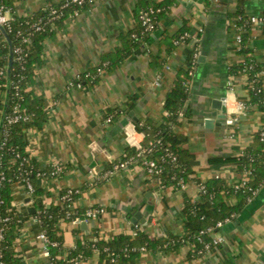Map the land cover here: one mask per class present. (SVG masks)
I'll return each mask as SVG.
<instances>
[{
	"label": "crops",
	"instance_id": "1",
	"mask_svg": "<svg viewBox=\"0 0 264 264\" xmlns=\"http://www.w3.org/2000/svg\"><path fill=\"white\" fill-rule=\"evenodd\" d=\"M62 1L21 0L16 2L15 12L19 17H28ZM140 1L94 0L89 10L44 42V62L36 67L34 84L28 88L44 102L47 111L43 127L26 133L27 152L37 167L43 171L52 169L47 178L37 180L43 188L38 200L48 207L64 206L62 192L77 189L80 196L74 208L105 210L87 221V232L81 229V221H76L77 225L68 221L58 224L64 241L60 258H66L86 238L112 240L137 230L153 239L185 233L184 200H196L200 193L194 181L184 189L163 187L139 165H131L109 178L105 173L113 164L127 160L128 147L142 145L145 136L137 131V122H162L166 95L176 71L187 67L197 41L201 42L206 61L198 65L186 105L192 118L187 121L184 117L176 128L194 156L193 176L201 181L220 177L229 186L237 183L241 176L234 158L254 143L255 134L264 127V113L256 106L235 113L237 103L249 99L247 77H230L229 73L230 67L240 62L234 41L237 29L230 27L228 20L229 13L238 6L237 0H218L213 10L206 9L205 0H183L186 6L177 0L170 20L118 69L104 72L96 86L81 82L83 74L100 64L103 54L121 46L122 34L137 27L134 11ZM244 8L250 19H259L264 14V0H245ZM186 23L191 41L167 52L165 36H174ZM251 48L257 59L264 60V26L260 23L253 24ZM154 57L162 62L161 68L152 64ZM158 76L160 86L155 85ZM79 82L81 87L77 86ZM132 97L135 102L130 106ZM223 98L229 104L219 113L227 114L234 122L230 125L217 118L214 128L207 129L205 120L214 113L213 101ZM117 111L121 115L108 122L110 114ZM58 166L63 167V173L50 176ZM13 196L16 208L30 216L28 209H35L34 198L24 185L16 183ZM229 202L235 204L236 199L229 198ZM136 213L142 215L146 226L131 223ZM40 231V226L30 221L20 228L15 247L20 264L48 263L38 238ZM217 234L226 239L225 243L201 256L190 254L191 247L148 251L134 264H264V185L238 219ZM77 264L103 262L95 252Z\"/></svg>",
	"mask_w": 264,
	"mask_h": 264
},
{
	"label": "trees",
	"instance_id": "2",
	"mask_svg": "<svg viewBox=\"0 0 264 264\" xmlns=\"http://www.w3.org/2000/svg\"><path fill=\"white\" fill-rule=\"evenodd\" d=\"M21 0H0V6L10 10L12 21L8 26L0 28V123L5 109V103L9 90L8 108L3 128L0 131V225L4 226L3 239L0 240V264H20L16 257V240L20 228L28 221L30 216L20 212L14 204L13 186L16 183L25 184L29 179L35 187L34 207L35 215L41 217L43 229L46 231L52 243L50 246L52 264H76L93 256L95 252L100 254L103 264H134L148 251H176L183 247H191L190 254L198 257L204 253L205 242L211 241V234H217L222 228H217L219 222L230 220L233 224L242 212L254 200V191H260L264 185V127L254 136V143L239 153L234 161L237 163V171L245 183L244 187L236 193H231V187L221 178H211L201 181L193 176L194 156L184 145L186 139L176 132V128L182 124L185 117L187 121L192 118L187 109V102L192 94V83L198 68V59L195 53H200V41L194 45L187 67H179L176 71L172 88L168 91L164 103V116L158 125L151 120L139 121L136 129L144 134L142 143L145 149L143 158L157 160L161 168L159 181L163 187H175L182 189L183 185L194 181L196 185H203L199 198L194 200L186 197L184 200L183 216L185 233L183 235H167L163 238H150L146 232L137 230L136 235L121 234L112 240L101 238L80 240L78 247L70 250L66 258H60L64 251V241L59 233L58 224L63 221H90L87 215L89 209L74 208V202L79 198L80 192L73 194L72 201L64 206H46L41 204L38 196L43 193V188L37 182L38 175L50 173V170H41L37 163L27 152L28 142L26 133L30 129H41L47 119V111L44 102L32 90H28L34 84L35 69L44 62L43 44L54 37L64 25L71 20L76 13H84L91 7L90 3L83 6L70 5L66 8L49 6L45 10L28 17H19L15 12V4ZM237 8L228 15L229 26L237 29L234 41L240 44L235 48L240 57V62L229 69L230 77L246 76L249 99L245 104L247 109L256 106L264 113V77L259 76L264 72V60L254 56L251 48L253 24L245 12V0H237ZM218 0H205L207 10H213ZM178 4L177 0H161L157 2L140 1L134 11L137 27L121 35V46L115 51L101 56L100 64L90 68L83 74L81 82L96 86L102 80V74L111 73L118 69L133 52L147 44L151 38L150 32H144L140 23L142 12L154 10L152 15L157 29L171 18V8ZM52 9H59L61 17L52 20ZM50 22L47 25L46 22ZM53 22V24H52ZM52 24V25H51ZM41 25V30L37 29ZM4 31V32H3ZM190 28L186 23L174 36L166 35L167 52H173L180 44L190 42ZM6 35L9 37L8 42ZM5 39V40H4ZM27 39V40H25ZM176 42H179L176 44ZM21 48L22 59H18L13 51ZM13 54V64L8 82V68L10 55ZM27 55V57H24ZM152 64L161 68L162 62L154 57ZM193 72V75H190ZM80 83V82H79ZM135 97L129 100L133 106ZM23 116L19 122L9 124V119L16 113ZM110 114L111 122L121 115ZM24 118H27L24 120ZM125 159H141L139 151L135 147H128ZM171 154V155H169ZM173 157H176L174 160ZM67 191L62 192V196ZM236 199L235 204L229 202V198ZM8 218L5 224L3 220ZM77 225V224H76ZM80 233V230H77ZM202 252V253H201ZM48 261L47 264H51Z\"/></svg>",
	"mask_w": 264,
	"mask_h": 264
},
{
	"label": "built area",
	"instance_id": "3",
	"mask_svg": "<svg viewBox=\"0 0 264 264\" xmlns=\"http://www.w3.org/2000/svg\"><path fill=\"white\" fill-rule=\"evenodd\" d=\"M216 1V0H214ZM87 3H90L91 6L94 4V0H63L59 5H55V6H60V8H66L69 7L70 5H78V6H83ZM155 13L154 10H150V11H145L142 12L141 16H140V23L142 28L144 29V32H150V33H154L157 30L156 24H155V20L153 18V14ZM52 14V20H55L59 17H61L62 12L59 9H52L51 11ZM81 15V13H76L74 16L71 17V20L78 18ZM12 21V17H11V13L10 10H7L5 7L0 6V28L8 26ZM51 22V21H50ZM50 22H46L45 24L47 25ZM252 24H262L264 26V14L262 15L261 18H256L253 17L251 19ZM53 24V22H52ZM51 24V25H52ZM41 25H37V29L41 30ZM203 30L200 29V33H202ZM185 37H189L188 34H185ZM5 40V39H4ZM27 40V39H25ZM191 41V40H190ZM0 42H2V40L0 39ZM179 42H176V44H178ZM240 44V37L238 36V41H237V46ZM200 49V48H199ZM14 55H17L18 59H22V49L21 48H16L13 51ZM200 53H195V59H199ZM24 57H27V55H24ZM190 75H193V72H190ZM259 76L264 77V72H262ZM248 79V78H247ZM155 85L156 86H160L161 85V77L158 76L157 80L155 81ZM78 87H81V83L77 84ZM229 103L226 99V104L225 106H227ZM247 110V105L245 103H237L236 105V112L235 113H241ZM14 112L16 113V115H14L12 118L9 119V124H15L17 122H19L21 119H23V116L18 114V107H15ZM229 117V116H228ZM27 118H24V120H26ZM227 123L232 125V123L234 122V119L232 118H228ZM108 122H111V119H108ZM137 150L139 151L138 156L142 157L141 159H127L126 161H122V162H118L112 165V168L110 170H108L105 173V177L109 178L112 177L113 175H115L116 173L128 168L131 165H139L141 167H143V169L146 171V173L150 176L153 177L155 179H159V175L161 173V168L158 164L157 160H148L143 158V155L145 154V149L143 148L142 145L137 147ZM171 155V154H169ZM174 160H176V157H173ZM64 169L62 166H58L56 167L55 171L52 172L50 174V176H58L61 173H63ZM49 175L47 173H40L38 175L39 178H47ZM220 178V177H217ZM242 181H245L243 179H240L237 183H234L233 185H231V193H236L237 191H239L240 189H242V187H244L245 183H243ZM26 191L30 194L31 197H33L35 195V187L34 185L30 182L29 179L25 180V184H23ZM186 187V185L182 186V189H184ZM200 191L204 188L203 185H198ZM75 193H79V190L77 189H69L67 190V193L65 195H63L61 197L62 203L65 205V203L72 201V197L73 194ZM259 191H254L253 195L254 198L258 195ZM250 202L253 201V199L249 200ZM45 207L47 206L46 204H44ZM105 210L103 208H91L88 210L87 215L88 217L91 219H95L96 217H98L101 214H104ZM8 218H5L3 220V222L6 224L8 222ZM28 221L32 222V223H36L40 226L41 231L39 233L38 238L41 240L42 242V248H43V253L45 255V257L48 259V261H50L49 263H53L51 260V253H50V246L52 245H56V243H52L49 239V237L46 234V231L43 229L42 226V221H41V217L39 215H30V218L28 219ZM73 224H77L76 222L72 221ZM231 223L230 220H226L225 222H219L217 224V228H222L225 224ZM3 225V223H2ZM0 225V240L3 239V235H4V226ZM136 232H134L133 235H136ZM211 241L210 242H205L203 239H200L204 245V253L209 251L210 249L214 248V247H218L220 245H222L223 243H225L226 239L222 236V235H218V234H211ZM75 248V247H74ZM202 253V252H201ZM203 253V254H204ZM79 262V261H78ZM77 262V263H78ZM76 263V264H77Z\"/></svg>",
	"mask_w": 264,
	"mask_h": 264
},
{
	"label": "water",
	"instance_id": "4",
	"mask_svg": "<svg viewBox=\"0 0 264 264\" xmlns=\"http://www.w3.org/2000/svg\"><path fill=\"white\" fill-rule=\"evenodd\" d=\"M178 1L181 2L184 6H186V4H185V2L183 0H178ZM1 29L3 30L2 27H1ZM6 38H7L8 42L11 43L10 39H9V37L7 35H6ZM202 53H203V48L200 49V56H199V59H198V65L203 64L206 61V57ZM13 57L14 56L11 53V55H10V64H9V68H8V82H10V75H11V70H12ZM9 94L10 93H9V90H8L7 99H6V103H5V109H4V112H3V115H2V120H1V123H0V131L3 128L5 116H6V113H7ZM225 104H226V98L218 99V100H214L213 101L214 113L212 114V117H210V118L205 120V125H206L207 129H213L214 128L215 120L217 118L224 119L225 121L228 119V115L227 114L220 115V113H219V112H222V108L225 106ZM131 116L134 118L133 113H131ZM134 120L137 121L136 118H134ZM27 200H28L27 202H29L31 200V198H29ZM28 211H29V213L31 215L35 214V209L33 207H30L28 209ZM144 220L145 219L142 217V215L140 213H136L134 218L131 220V223L144 227V226L147 225V223H145ZM78 223H81V222L78 221ZM235 224L238 225V222H236ZM81 229L84 232H87L88 223L87 222H82L81 223Z\"/></svg>",
	"mask_w": 264,
	"mask_h": 264
}]
</instances>
